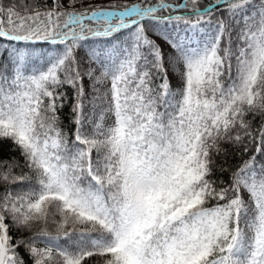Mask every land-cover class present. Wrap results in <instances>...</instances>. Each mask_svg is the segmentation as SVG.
I'll return each mask as SVG.
<instances>
[{"label":"snow or ice","instance_id":"1","mask_svg":"<svg viewBox=\"0 0 264 264\" xmlns=\"http://www.w3.org/2000/svg\"><path fill=\"white\" fill-rule=\"evenodd\" d=\"M4 142L0 264H264V0H0Z\"/></svg>","mask_w":264,"mask_h":264},{"label":"trees","instance_id":"2","mask_svg":"<svg viewBox=\"0 0 264 264\" xmlns=\"http://www.w3.org/2000/svg\"><path fill=\"white\" fill-rule=\"evenodd\" d=\"M135 1L136 0H116L115 3H128V4H130V3L135 2ZM93 2L98 3V2H96V0H93ZM209 2H210V0H202V7L206 6ZM99 4H102V3H99ZM104 4H106V3H104ZM66 117H67V109H65L64 113L62 114V119H64L65 122H66ZM12 156H16L17 159H20L18 152H13L11 150L9 142H4L2 147H0V160L10 159ZM232 163H233V165L239 164L240 163L239 158L234 159L232 161ZM223 178L227 179V176L225 175V177H223Z\"/></svg>","mask_w":264,"mask_h":264},{"label":"rangeland","instance_id":"3","mask_svg":"<svg viewBox=\"0 0 264 264\" xmlns=\"http://www.w3.org/2000/svg\"><path fill=\"white\" fill-rule=\"evenodd\" d=\"M115 1L116 0H96V2H98V3H102V4H104V3H106V4H108V3H115ZM105 4V5H106ZM173 86L175 87L176 86V82H175V80L173 81Z\"/></svg>","mask_w":264,"mask_h":264}]
</instances>
